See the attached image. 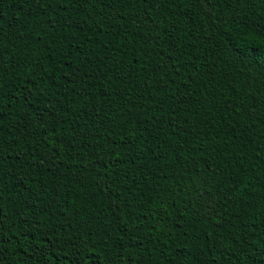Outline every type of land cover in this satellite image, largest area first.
<instances>
[{
    "label": "trees",
    "instance_id": "1",
    "mask_svg": "<svg viewBox=\"0 0 264 264\" xmlns=\"http://www.w3.org/2000/svg\"><path fill=\"white\" fill-rule=\"evenodd\" d=\"M0 264H264V0H0Z\"/></svg>",
    "mask_w": 264,
    "mask_h": 264
}]
</instances>
